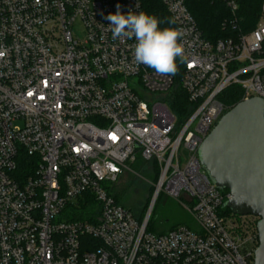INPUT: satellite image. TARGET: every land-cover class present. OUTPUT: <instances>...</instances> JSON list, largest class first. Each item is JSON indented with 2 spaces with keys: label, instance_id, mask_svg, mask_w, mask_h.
I'll use <instances>...</instances> for the list:
<instances>
[{
  "label": "built area",
  "instance_id": "1",
  "mask_svg": "<svg viewBox=\"0 0 264 264\" xmlns=\"http://www.w3.org/2000/svg\"><path fill=\"white\" fill-rule=\"evenodd\" d=\"M214 1L237 30V1ZM160 2L184 33L175 76L112 37L106 17L144 12L140 0H0V264H254L260 219L227 212L199 149L232 109L229 88L264 101V2L253 31L217 42L185 0ZM178 74L181 121L168 105ZM138 158L160 169L141 219L111 193ZM162 194L185 201L196 229L148 231Z\"/></svg>",
  "mask_w": 264,
  "mask_h": 264
},
{
  "label": "water",
  "instance_id": "2",
  "mask_svg": "<svg viewBox=\"0 0 264 264\" xmlns=\"http://www.w3.org/2000/svg\"><path fill=\"white\" fill-rule=\"evenodd\" d=\"M202 169L231 199L233 215L259 218L254 264H264V101L254 98L226 113L199 149Z\"/></svg>",
  "mask_w": 264,
  "mask_h": 264
},
{
  "label": "trees",
  "instance_id": "3",
  "mask_svg": "<svg viewBox=\"0 0 264 264\" xmlns=\"http://www.w3.org/2000/svg\"><path fill=\"white\" fill-rule=\"evenodd\" d=\"M236 1L239 6L237 13V30L225 25V23L230 20L231 14L224 4L215 2L214 0H185V3L204 38L210 42H217L219 40L234 38L239 32H251L257 26L264 0ZM140 2L145 13L154 15L160 20V28H174L171 18L160 0H140ZM241 94L242 92L239 87H231L221 96V101L234 108L240 104ZM168 102L169 108L177 119L181 121L187 117L191 105L189 104L186 94L181 90L179 74L176 78L175 88L171 92ZM155 173L157 176V169ZM114 197L119 204L123 205L118 195ZM227 212L231 213L230 211ZM148 231H154L151 221L148 226Z\"/></svg>",
  "mask_w": 264,
  "mask_h": 264
},
{
  "label": "clouds",
  "instance_id": "4",
  "mask_svg": "<svg viewBox=\"0 0 264 264\" xmlns=\"http://www.w3.org/2000/svg\"><path fill=\"white\" fill-rule=\"evenodd\" d=\"M119 8V6H117ZM110 31L113 39L135 38L134 60L159 75L175 76L178 63H186L188 58L181 43L183 30L170 27L160 28V20L145 12L127 15L117 11L109 14Z\"/></svg>",
  "mask_w": 264,
  "mask_h": 264
},
{
  "label": "rangeland",
  "instance_id": "5",
  "mask_svg": "<svg viewBox=\"0 0 264 264\" xmlns=\"http://www.w3.org/2000/svg\"><path fill=\"white\" fill-rule=\"evenodd\" d=\"M79 26L78 23L75 32L81 36ZM180 155L185 165L188 158L187 152L182 149ZM159 176L160 169L156 164L145 163L138 158L135 162L126 165L111 193L114 196L118 195L121 203L129 207L138 219H141L152 204ZM181 204L186 203L183 200L169 199L165 194L159 196L150 220L154 229L153 234H165L180 226L196 229L191 215Z\"/></svg>",
  "mask_w": 264,
  "mask_h": 264
}]
</instances>
